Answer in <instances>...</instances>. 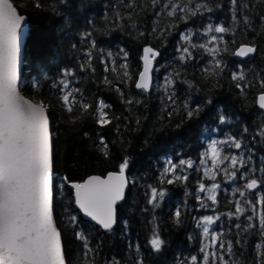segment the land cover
Here are the masks:
<instances>
[{
  "label": "trees",
  "instance_id": "obj_1",
  "mask_svg": "<svg viewBox=\"0 0 264 264\" xmlns=\"http://www.w3.org/2000/svg\"><path fill=\"white\" fill-rule=\"evenodd\" d=\"M11 2L29 28L20 91L47 109L57 178L81 183L119 172L128 161L130 187L112 232L82 220L70 187L58 190L54 219L66 264H194L193 257L195 264H203L198 196L205 181L198 167L181 174L186 180L164 177L163 172L166 161L200 162L203 140L212 129L241 144L249 166L237 177H245L243 184L256 179L262 193L259 200L251 194L244 201L236 193H220L215 213L223 216L217 252L222 259L210 257L209 264H264V113L256 106L264 92L261 0H243L247 8L239 0L237 6L230 0ZM202 5L212 6L211 11ZM209 26L228 31L209 32ZM242 45L255 47V55L237 60L234 53ZM145 47L159 53L150 94L136 89ZM66 69L73 75H64ZM241 74L244 80L233 79ZM161 80L166 84L160 86ZM69 90L66 106L62 97ZM101 101L111 120L103 127L93 112ZM84 103L91 106L87 111ZM154 188L157 197L151 203ZM71 215L76 216L74 225ZM77 230L87 237L86 244L75 237ZM154 234L163 240L160 251L150 244Z\"/></svg>",
  "mask_w": 264,
  "mask_h": 264
},
{
  "label": "snow or ice",
  "instance_id": "obj_2",
  "mask_svg": "<svg viewBox=\"0 0 264 264\" xmlns=\"http://www.w3.org/2000/svg\"><path fill=\"white\" fill-rule=\"evenodd\" d=\"M152 2L155 4L157 0ZM191 2L192 0H186V3ZM261 3L264 4V0H261ZM230 4L237 6L238 0H230ZM127 6L132 8L134 3H129ZM239 6L248 7L243 0H239ZM35 7H42V5L37 3ZM201 7L211 11L212 6L202 5ZM189 10L187 7L184 8L186 13ZM174 11L169 15L174 14ZM193 14H195L194 11ZM242 19L245 25L251 26L247 16ZM24 20L25 17L18 14L17 8L9 0H0V264H66L61 233L54 224V208L58 190L63 186L70 187L73 190L74 203L85 216L91 217L105 230L111 231L116 223L115 205L125 198V189L130 183L125 175L128 161L121 163L118 173H110L106 178L93 176L82 183L74 182L68 177L57 178V173L54 171L53 142L47 109L42 104L25 99L18 90ZM208 31L225 33L228 29L223 26L215 28L209 26ZM183 51L188 50L185 48ZM210 51L215 52L217 49H210ZM256 51L257 49L253 46L242 45L234 55L247 57ZM88 55L91 56V53ZM124 55L127 57V53ZM158 55L159 53L152 47L143 49L144 68L143 74L139 76V83L136 84L138 89H149L151 58ZM81 67L83 68L84 65ZM64 75H73V73L66 69ZM233 79L244 80L245 76L234 75ZM105 82L107 83V80ZM261 83L264 86V81ZM61 84L64 89H69L67 82L61 81ZM237 87L243 91L241 85L238 84ZM72 92L73 90H69L63 95L64 105L71 103ZM258 103L259 107L264 109V93L259 95ZM90 107L87 103L82 105L84 111ZM107 107L108 105L101 101L98 107L93 109L97 123L102 127L111 123L105 112ZM67 110L72 112L73 108L69 106ZM100 143L104 146L105 155H107V145L104 144L103 139ZM234 146L237 149L241 148L239 142L234 141ZM211 151L214 161H219L220 157L215 144L212 145ZM231 163L235 166L237 160L233 158ZM188 166L191 167V162H188ZM174 168L175 166L169 171H174ZM180 179L186 180L187 177H175V180ZM173 182L172 179L168 180L169 184ZM258 186L256 179H251L245 185L247 189H256ZM200 187L203 191L204 185L201 184ZM240 195L244 193L241 192ZM156 197L157 190L154 188L150 202L155 203ZM210 199L215 202L216 197L212 195ZM236 211L243 210L237 207ZM175 215L179 218L180 212L177 211ZM69 222L74 225L76 216H69ZM211 222L212 217L206 218V224ZM261 224L264 226V219ZM239 227L240 225H237V228ZM74 235L85 244L87 243V237L82 232L77 230ZM204 235L206 237L209 235L207 228L204 230ZM150 244L154 250L160 251L163 240L158 234H154ZM210 255L222 259L217 256V253ZM192 260L195 264L196 257ZM138 264L143 262L139 261ZM203 264H209V255L204 257Z\"/></svg>",
  "mask_w": 264,
  "mask_h": 264
},
{
  "label": "rangeland",
  "instance_id": "obj_3",
  "mask_svg": "<svg viewBox=\"0 0 264 264\" xmlns=\"http://www.w3.org/2000/svg\"><path fill=\"white\" fill-rule=\"evenodd\" d=\"M187 38L188 36H185V39ZM212 39L213 37H210L209 42L212 41ZM154 74H157L156 70ZM165 84L166 82L164 80L160 81V86ZM206 137L203 140L206 150L200 162L195 163L189 161L191 162V167H189L188 162L181 164L180 162L174 163L172 161H166L163 173L164 177L167 175L176 177L181 176L182 173L183 175L186 174V170L193 167H198V171L201 172L202 179H204L205 184H203L204 190L201 191L200 189L201 192L198 196V202L200 204L198 210L202 212V215L198 219V226L203 237L202 249H204V257L209 255L210 258L213 257L210 255L211 253L218 252V242L220 240V232L218 229L223 220V216L215 213L216 209L219 208L218 197L220 193L222 192L226 194L228 193L227 191H229L233 197L238 195L241 199L240 201L249 200L248 197H251L252 195L256 196V199L259 200L261 198L262 190L260 188V184L258 183L259 186L257 187L256 192L251 195L249 189L245 187L247 183H242L245 177H237L245 171L246 167L249 166V159L242 147L237 149L234 146L233 141L221 134L218 129H212L211 131L206 132ZM213 144L216 145L219 153V161H214L213 159L211 151ZM233 158L237 160V164L235 166L231 163ZM173 166H175L174 171H169V169H172ZM227 187H230V189ZM240 188H242V191ZM241 192H243L244 195H240ZM212 195L216 197L215 202L210 199V196ZM208 217H212V222L206 224L205 220ZM205 228L209 231V235L207 237L204 235Z\"/></svg>",
  "mask_w": 264,
  "mask_h": 264
},
{
  "label": "water",
  "instance_id": "obj_4",
  "mask_svg": "<svg viewBox=\"0 0 264 264\" xmlns=\"http://www.w3.org/2000/svg\"><path fill=\"white\" fill-rule=\"evenodd\" d=\"M9 2L12 3L11 0H9ZM12 4H13V3H12ZM13 6H14V5H13ZM14 7H15V6H14ZM18 14H19V12H18ZM28 34H29L28 22H27V19L25 18L24 23H23V25H22V41H21V53H20V64H19V80H18V90H19L20 94H21L25 99H28V98H26V97L21 93V91H20V86H21V81H22V71H23V62H24V49H25L26 40H27V38H28ZM238 49H239V48H238ZM238 49H237V50H238ZM237 50H236V51H237ZM236 51H235V52H236ZM254 55H255V53H254V54H250V55L247 56V57H239V56H236V55H234V56H235V58H236L237 60L242 61V60L248 59V58H250V57H253ZM151 59H152V65H151V69H150V72H149V76H150V80H151V82H150V87H149V89H148V90H142V89H138V88L136 87V89H137L138 91H142V92L145 93V94H150V93L152 92V89H153V86H154V78H153V74H154V72H155V59H154V58H151ZM143 68H144V61H143V55H142V59H141V72H140L139 76L143 74ZM139 76H138V78H137L136 84L139 83ZM263 93H264V92H263ZM28 100H30V99H28ZM30 101L33 102V103H35V102L32 101V100H30ZM36 104H37V103H36ZM256 106H257V108H258L261 112L264 113V109H261V108L259 107L258 98H257V100H256ZM49 129H50V133H51V124H50V120H49ZM51 137H52V134H51ZM52 142H53V140H52ZM115 173H118V172H115ZM109 174H110V173H109ZM107 175H108V174H107ZM107 175H105L104 177H101V178H106ZM125 175L127 176L128 180H129V182H130V179H129L127 173H126V170H125ZM91 177H93V176H90V177H88L87 179H89V178H91ZM99 177H100V176H99ZM87 179H85L83 182H85ZM81 183H82V182H81ZM129 187H130V183L128 184V186H127L126 189H125V198H124L123 200H121V201H118V202L116 203V205H115V208H116V223L113 225V228H112L111 231L105 230V229H104L101 225H99L97 222L93 221V220L91 219V217H87V216H85V214L82 212V210L79 209L78 205H76V204L74 203L75 209H76L77 212L80 214V216H81V218H82L83 221H85V222H87V223H89V224H91V225H93V226L99 228L103 233H109V232H112V231L116 228V226H117V209H118L122 204L125 203V201H126V197H127L128 191H129ZM70 189H71V188H70ZM71 190H72V189H71ZM249 190H250V192H251L252 194H254V193L256 192L257 188H256V189H249ZM72 192H73V190H72ZM73 198H74V196H73ZM54 224H55V226H56L55 219H54ZM56 228H57V226H56ZM57 230H58V228H57ZM58 231H59V230H58ZM61 240H62V239H61ZM62 250H63V244H62ZM63 254H64V250H63ZM64 257H65V256H64Z\"/></svg>",
  "mask_w": 264,
  "mask_h": 264
}]
</instances>
